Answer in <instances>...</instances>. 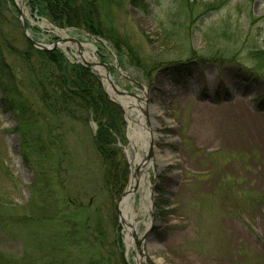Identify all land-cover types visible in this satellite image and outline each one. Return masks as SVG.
I'll list each match as a JSON object with an SVG mask.
<instances>
[{
	"label": "rangeland",
	"instance_id": "rangeland-1",
	"mask_svg": "<svg viewBox=\"0 0 264 264\" xmlns=\"http://www.w3.org/2000/svg\"><path fill=\"white\" fill-rule=\"evenodd\" d=\"M21 1L30 35L59 42L70 64L87 68L122 121H113L105 156L90 120L66 127V153L53 148L41 158L0 103V264L53 261L55 232L64 264H145L138 248L148 264H264V0H144L146 12L129 0H94L100 34L73 21L60 26ZM6 2L5 32L24 36L16 2ZM81 55L107 65L116 91L104 68ZM149 135L151 162L145 180L132 184L124 216ZM114 149L126 163L121 179ZM45 181V214L54 221H18L40 205ZM120 216L132 221L140 245ZM73 222L93 239L83 229L65 239Z\"/></svg>",
	"mask_w": 264,
	"mask_h": 264
},
{
	"label": "trees",
	"instance_id": "trees-1",
	"mask_svg": "<svg viewBox=\"0 0 264 264\" xmlns=\"http://www.w3.org/2000/svg\"><path fill=\"white\" fill-rule=\"evenodd\" d=\"M29 1L31 10L52 18L60 26L69 25L73 21L72 24L90 34H100L89 11L94 0ZM143 1L129 0L132 5L146 12L143 9ZM3 10L9 12L6 0H0V103L3 110L13 115L19 130L29 139L33 151L41 158L49 156L53 148L58 150L60 155L66 153L63 147V140L69 131L66 127L71 123L86 125L90 120L97 124V130L92 137L93 143L101 156L107 155L111 149L109 145L114 139L111 134L113 121H122L121 113L107 99L87 68L70 64L57 48L42 51L33 47L21 32H5L3 24L6 22L3 21L7 20ZM105 36L109 38L110 35ZM115 44L118 46L117 42ZM255 56L250 54L253 59ZM252 72L255 73L253 68ZM124 140L125 135L122 137V141ZM118 151L114 149L111 157L113 164L121 167V179L127 168ZM50 198L48 183L45 181L37 200L40 205L33 209V212L20 215L18 221L53 222V217L45 214ZM79 225L80 223L73 222L67 226L65 239L78 237L77 233L82 229L88 232L87 240L93 239L92 232L87 227L79 229ZM58 235L59 232H55L49 236L53 261L48 260L42 264H64L61 259L56 260V252L61 249V236ZM98 264L108 263L99 260Z\"/></svg>",
	"mask_w": 264,
	"mask_h": 264
},
{
	"label": "water",
	"instance_id": "water-1",
	"mask_svg": "<svg viewBox=\"0 0 264 264\" xmlns=\"http://www.w3.org/2000/svg\"><path fill=\"white\" fill-rule=\"evenodd\" d=\"M16 7H17V6H16ZM17 12H18V14H19V21H20V25H21L22 33L24 34V36L27 38V40L31 43V45H32L33 47H35V48H37V49H39V50H42V51H47V50H50V49H53V48L59 46V42H52V43H49V44H43V43L37 41L36 39H34V38L30 35V33H29L28 29H27L26 21H25V18H24V14H23V12H22V9L19 8V7H17ZM67 40H68L69 42H73V43H75V44L77 45V47H78V48H77L78 52H80V47L82 46V44H81L78 40L73 39V38H68ZM96 41H98L99 43L103 44V42H102L100 39H96ZM80 54H81V53H80ZM95 56H96V55H95ZM80 58H81V60H82L84 63H86L88 66H89V65H93V64H94V65H97V66H98V65H99V66H102V67L104 68V74H105L104 76L106 77L107 81L110 83L111 87L116 91V88L113 86V83H112V81L110 80L107 65L101 63L100 61H98L97 63H87V62L83 59L82 55H81ZM116 71H118V73H119L120 75H122V74L120 73L119 68H116ZM122 76H124V75H122ZM124 77H125V76H124ZM138 85H139V84H138ZM139 86H141V85H139ZM133 97L136 98V96H133ZM148 142H149V147H148L147 153H146L142 158H139V162L136 164V168H135L134 172H138L139 169H140V167H141L143 164L146 163V162L144 161V159H145L146 157L149 156V160L151 159V144H150V143L153 142V141H152V137H151V135H149V141H148ZM136 183H138V180H136V179H135V181L131 182V185H130V191H131V188H132V184H136ZM128 189H129V187H128ZM127 192H128V190L124 193V195H125ZM120 220H121V222L125 223V225L127 226L126 231H127L128 235L131 236V237L135 240V242L137 243V245H140L141 242H142V239L138 240V239L136 238V234H135V231H134V227H133V225H132L130 222H128V221H126L125 219H123L121 216H120ZM141 238H144V236H142ZM138 252H139V254L142 256V258L146 261L145 264H148L147 259H146L145 256L143 255V252L141 251L140 248H138Z\"/></svg>",
	"mask_w": 264,
	"mask_h": 264
},
{
	"label": "bare ground",
	"instance_id": "bare-ground-1",
	"mask_svg": "<svg viewBox=\"0 0 264 264\" xmlns=\"http://www.w3.org/2000/svg\"><path fill=\"white\" fill-rule=\"evenodd\" d=\"M16 3V6L17 7H21V9H22V1L21 0H14ZM145 93V91H144V89H143V94ZM128 112V111H127ZM127 117H129L130 118V115H129V113H127ZM131 121H133V119L131 120ZM149 125V127L147 128L148 130H151L152 132H153V135L156 137V133H154L155 131H154V128H155V126H156V122L154 121V120H151L150 121V123L148 124ZM132 128H134V129H139V128H137L136 126H133ZM140 129H143V127H140ZM151 149H152V147H151ZM148 150V149H147ZM144 161L148 164V162H151V160H149V156L148 157H146L145 159H144ZM139 162V158L137 159V161L136 162H134L135 163V165L137 164ZM146 163L145 164H143L141 167H140V169H139V171L138 172H132V179H131V182H133V181H135V179L136 180H138L139 182L140 181H144L145 180V176H144V174H143V169L144 168H147V165H146ZM146 165V166H145ZM135 168H136V166H135ZM135 168L133 169V170H135ZM131 191H130V188L128 189V192L126 193V195L123 197V199H122V203H121V206L123 205L124 206V208H122V213L124 214V216H126V211H128L129 210V208H130V206H126L125 207V205H127L128 204V200H129V197H130V193ZM149 192V191H148ZM127 221L128 222H132L130 219H127ZM126 229V228H125ZM126 242H127V246H132V240H131V238L130 237H128L127 236V240H126Z\"/></svg>",
	"mask_w": 264,
	"mask_h": 264
}]
</instances>
